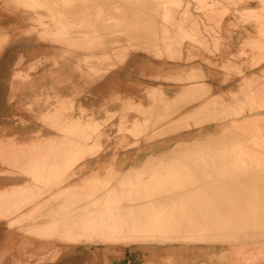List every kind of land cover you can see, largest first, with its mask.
Segmentation results:
<instances>
[{
    "label": "bare ground",
    "instance_id": "bare-ground-1",
    "mask_svg": "<svg viewBox=\"0 0 264 264\" xmlns=\"http://www.w3.org/2000/svg\"><path fill=\"white\" fill-rule=\"evenodd\" d=\"M115 1L118 0H0V239L6 246L17 243L24 246V249L42 241L45 246H58L54 250L58 253L57 250L67 247L72 238L82 246L96 244V251L100 254L106 251V247L98 245L131 246L133 249L152 251L188 243L196 245L208 240L204 247L209 251H216V242L230 244V248L224 249L219 256L227 260L223 264H229V261L230 264H235L236 253L239 255V251L246 252L256 244L255 240L243 238L264 234V168L252 167L249 170L242 168L243 166L221 165L227 161L263 164L264 160L258 163L256 159L241 161V158H209L210 156H203L232 154L220 151L219 148L194 147L188 150L178 146L173 147L176 150L171 155L143 156V167L136 170L131 161L121 166V162L128 156L125 153L130 148L119 153L117 158L113 151L112 155L103 151L98 156L97 151L103 143L101 144L100 122L96 118L98 114H95L97 111L93 102L99 99L97 68L100 66L97 64L101 62L100 55L106 53L105 58L116 68L111 58L115 56L114 51L117 49L114 50L107 43L109 39L105 38L113 35L116 30L112 29L117 26L124 27L131 37L135 36V30H145L143 22L147 19L132 7L139 5L142 8L143 5L154 3L151 0H120L122 3L116 7L113 6ZM260 2L264 10V0ZM14 5H29L27 10L30 12L26 13L28 17L22 19L21 14L15 12L17 8ZM144 8L147 9V6ZM11 9L13 12L9 13ZM14 16L19 21L41 18L49 21L36 23L38 27L32 25L26 28L27 25L13 23ZM263 18L264 15L261 17L262 23H259L264 49ZM145 31L136 34L140 38L135 37V40L142 41L133 43L132 48L138 46L144 51L151 50L160 54L161 51L168 52L172 49L171 45L177 48L180 44H167L165 38L159 36L162 31H147L149 34ZM116 37H112V41ZM117 39L116 46L119 44ZM126 40V43H130L128 40L133 39ZM125 50L126 47L122 52ZM127 52H119L123 60L126 59ZM80 58L85 63L88 59L95 61L88 62L91 65L78 63L75 68L73 64L79 62ZM86 66H89L91 73L87 72ZM110 71L112 70L108 72ZM258 81L259 79L257 83ZM88 87H92V92L84 95L85 88L88 90ZM89 94L93 95L91 105L88 103ZM110 99L116 101L117 97ZM255 99H258L257 105L252 102ZM120 102L119 114L124 115L126 111H122L123 109L133 107L139 116H143V121L130 129L131 133L137 135V132L142 133L148 129L155 133L154 129L159 126L160 119L162 122V118L153 121L150 115L154 111L136 106L138 103L134 104L130 98ZM159 105L164 106L161 101ZM246 106V111L262 110L264 113V83L261 93L253 91L246 97ZM209 108L210 104L207 105V111ZM260 111L250 114L259 116L258 122L263 127L252 121L251 124L239 127V132L255 135L259 129L264 131V115ZM247 112L238 119L227 120L228 124L244 119L246 121L249 115ZM157 115H153V118ZM229 115L232 116L233 113H228ZM214 117L217 118L215 115ZM241 117L244 118L239 120ZM225 124H220L217 128L223 131L228 127ZM124 130L123 127L119 128L121 132ZM162 132L165 136L166 132ZM255 136L264 139V134ZM239 137L244 138L237 136L234 139ZM227 146L243 147L235 141H230L223 148ZM246 147L249 150L254 148L250 145ZM242 151L246 155L247 150ZM197 155H202L203 158H193ZM102 171H105L104 176ZM183 171H195L197 174H178ZM256 204L263 207L259 206L258 210ZM48 261L51 262V258ZM198 264L206 263L201 261Z\"/></svg>",
    "mask_w": 264,
    "mask_h": 264
},
{
    "label": "rangeland",
    "instance_id": "rangeland-1",
    "mask_svg": "<svg viewBox=\"0 0 264 264\" xmlns=\"http://www.w3.org/2000/svg\"><path fill=\"white\" fill-rule=\"evenodd\" d=\"M119 1L120 0L115 1L116 3L113 6L117 7L118 5H120L119 3H122V2H119ZM141 1H143V0H141ZM153 1H154V3L152 4L153 6L151 4L146 5L147 9L144 8L146 6H144V5H143L144 7L141 6L143 9H146V10H143L142 8H140L139 5L136 6L134 4V6H136V7L131 6L132 8L135 9V11L139 10L136 13H138V14L140 13V15H142L143 17H145L147 19L144 21L145 23L143 22V25H146V28L143 26L146 31L142 30L143 28L141 30L139 29V31L135 30L136 34H138V33L142 34L141 31L142 32L145 31L146 33H148L147 31H149V33L150 32L152 33V30L153 31L157 30V32L162 31L163 34L159 33V36L162 35L161 37H163V39L165 38V41L167 44L175 43V42H181V54L183 55V52H186L190 55L191 58H193L194 52L196 55V53L198 52V49L204 50L205 53H207V54H211V55L217 54L219 56V58H221V60L225 61V64H222L221 68L227 74L226 75L227 79H230L233 76V74H236V73L239 74V79H241V80H240V84L238 86L237 91H239L240 87L243 86V84L246 82L245 80H252L253 79L249 74L253 71L252 66H255V64L257 63V61H259V59L261 57L258 45L260 42L259 36H260V31H261L260 24L262 23L261 17L264 15V10L262 8V5H260L261 4L260 0H151V2H153ZM155 1L157 2V4H155ZM117 2H118V4H117ZM125 3H127V2H125ZM27 6H29V5H26V6L14 5V7L17 8L15 10V12L20 13L22 16V19H26V17H28L26 15V13L30 12L29 10H27V8H28ZM149 6H150V8H148ZM12 12H13L12 9L9 10V13H12ZM30 15H31V13H30ZM42 15H45V14L42 13ZM52 15H54V14H52ZM149 15H150V17H149ZM151 17H152V19H151ZM32 18H34V17H32ZM219 20H221V21H219ZM47 21H49V20L46 18H41L40 20H24V21H19L18 17H15V16L13 18V23L21 24V25L22 24L27 25V26H25L26 28H29L32 25L35 27H38L36 25V23H42V22H47ZM259 21L261 23H259ZM56 24H58V23H56ZM122 24H124V23H122ZM26 28H24V29H26ZM124 29L125 28L122 26L120 28H118V26H117L115 29H112V31L116 30L117 33L115 31L114 34L116 36L118 35L117 37H120L117 39V37L115 36L116 39L119 40V41H116L117 44L119 42V44L117 46L115 44L116 39L113 41L111 39L112 37H113V39L115 38L113 36L114 34L108 36L109 38L106 35L107 38H105V39L106 40L109 39L108 41H110V40L112 41V42L107 41V43L108 44L110 43L112 45V47L114 48V50L117 49L116 51L113 50L115 53L114 54L115 56L111 58V62L115 63L114 65L116 68H114L113 66H111L109 64L108 60L105 58L106 53H104V54L101 53L104 57L102 55H100L101 56V62L99 64H97L100 66V67L98 66L99 68H97V71L99 72V78L100 77L102 78L103 75H106L109 70H113V69L117 70V69H120L122 67L124 60L122 59L123 57L120 55L119 52H121V54H123V53H126V51H128L127 52L128 54L126 55V57L128 58L130 53H133V55H134V54H137V52L139 50H141L142 52H139L138 53L139 55L145 56V57H147L148 55L155 57V58L151 59L152 61L156 60V61H154L155 63L160 62L157 58H163V57L166 58V59H164L165 63L167 61L168 62H175V63H179V62L181 63L182 62V60H181L182 55L181 54L178 55V52L175 49L176 47L174 48V46L172 49H169L170 54L168 53V55H170V56H167L166 54H162L160 56L156 53H153V51H151V50H147V51L145 50L144 51V49H141L138 46H135L134 48H132L134 46V44L142 41V39L140 41H138V40L136 41L135 40V37H136L135 32L133 31V35L135 34V36L131 37V35H127V33ZM118 30H119V33H118ZM152 36L153 35H150L151 38H153ZM234 36L236 38H239V37L243 38V39L239 40V41H241L240 50L235 52V53L229 52V54L227 56H225L224 50L222 51V49H220L221 48L220 42L223 40L227 41L228 46H230L231 42H232V37H234ZM49 37L53 38L50 34H49ZM128 38L133 39V40H130V41L128 40V42H130V43H126V41H127L126 39H128ZM136 38L139 39L140 37H136ZM120 41H122V42L120 43ZM112 43H114V44H112ZM128 44H130L129 45L130 48L127 46ZM184 44H187L188 46L185 47ZM120 46H122V47H120ZM125 47H126L125 52H122L123 48L125 49ZM118 48H120V49L118 50ZM116 52H118V54ZM190 52H192V53L190 54ZM83 55H84V53H83ZM197 58H198V54L189 63H191L194 59H197ZM80 59L82 61L79 60V62H76V64H73V66L75 68L77 67L78 63L80 65H81V63H82V65L83 64L84 65H86V64L91 65L90 63H94V61H95V60H89L88 59L85 63V62H83L82 58H80ZM177 61H179V62H177ZM88 62H90V63L88 64ZM108 64L110 66H108ZM237 64L242 65V70H240L236 66ZM185 65H187V63ZM108 67H111V69ZM162 67L164 68V65H162ZM162 67L159 66V68H158V67H156L155 64L152 65L150 60H145V59L144 60H139V59L137 60V70H140V71L145 70V69H147L148 72H157V71L160 72L161 71L160 73H162V71H163L162 74L165 75L166 74L165 71L167 69H165V68L162 69ZM86 68H87L86 69L87 72H89L90 71L89 66H86ZM183 71H184L183 68H180V69L178 68V72L176 73L177 77L179 75L182 76V75H186V74H190V73H191L190 75H193L195 77L203 76L202 74H200L198 76L195 75L192 70L190 72H187V73L185 72V74H183ZM244 71L246 72V74L242 73ZM89 73H91V72H89ZM138 74H139V72L136 73L134 71L131 75H132V77H135ZM242 74L245 76H243ZM262 74L258 75L257 79L263 78V80H264V75H262ZM164 77L165 76H163V78ZM197 79H199V78H197ZM163 81H164V79H163ZM252 87L254 88V85ZM109 88L111 90V87H109ZM91 89H92V87H88V90H86V88H85V92H84L85 94L84 95L88 94L89 91H91ZM86 91H88V92L86 93ZM111 95H117L118 96V94H116L112 90H111ZM230 95L231 94H229V97H230ZM92 96H91V94H89V96H88L89 105H91L93 102V99H91ZM230 100L231 99H229L228 102H230ZM106 101H103L99 97L98 101L93 102V104L95 103V105H96L95 111H97V112L95 114L96 115L98 114L96 116V118H99V122H100V130H101L100 134H102L101 135V144L102 143L104 144V145L102 144L101 149L97 151L98 156H101V154L104 153L105 151L108 153H111V155H112V151H113V153L115 154V157L117 158L118 157L117 155L119 153H122L123 151H125V149L131 148V147H133V148L134 147L147 148V147H164L165 146V147H170V148H173V147L178 148V146H179V148H186L188 150L194 149V147H200L202 149H204V148H207V149L219 148V149H221L220 151H225L228 154H230V153L232 154V155H225V156H222V155L219 156V155H214V154L203 156V157H209L210 156L209 158H212V157L213 158H222V159L223 158L224 159H226V158H228V159H231V158L232 159L233 158L234 159H236V158L240 159L241 158L240 159L241 161H249L252 159L253 160L256 159V161H258V163L260 160H264V139L255 138L256 137L255 135H263L264 131L259 129L256 132L257 134H255V135L254 134L247 135L248 133L245 134V132H239L240 131L239 127L245 126V124H247V123L251 124L252 121H254L255 124H258L259 127H263V125L261 123H259L260 117L257 115L252 116L250 114L251 112L260 111V110H255V111L247 110L248 112L246 111V109H247L246 97H244L243 99L234 98V102L232 105L220 103L219 101L210 102L211 107L213 106L212 109L217 107L216 109H214L213 113L218 112V115H215L217 118L214 117L212 119V121H214V122L224 121L220 124H225L227 122V120L229 121V119H232V118L238 119L241 114L247 112L249 115H248V117L246 116L247 117L246 121L244 119L245 122L242 120L244 117H241L239 120H242V121L232 122L231 124H228V122H227L225 125H228V127L225 128L223 131H220L218 128V131L216 134H208L206 136L199 137V138L197 137V138L187 140V141H182V140L172 141V140H170L172 142L168 141L169 143H165L166 141H164V140L156 141L153 143V140L158 139L159 137L161 138L163 136L162 129L160 130L157 128L155 130V133L153 130H150V129H148V131L143 130L142 133L137 132V135H136V133L135 134L131 133L130 129H132L133 125L136 123L140 124L142 122L140 120L138 121L139 115H138L136 109H134L133 107L128 108V109H126V108L123 109L122 111H126V114L128 112H130V115L127 114V117H126L125 116L126 114H124V115L119 114L120 104H121L120 100L116 99V101L115 100L113 101L110 99V100H106ZM256 101H258V99L252 100L253 104L257 105ZM98 102L101 104V106L103 104V106L101 107L100 104H98ZM108 102H110V103H108ZM224 102H226V101H224ZM116 103H117V105H116ZM108 104L110 106H108ZM260 112L264 115L262 110ZM228 113L229 114L233 113V115L228 116ZM136 117H137V119H136ZM121 119H124V120H121ZM127 120H129V121L127 122ZM232 120H230V121H232ZM131 121H132V123H131ZM142 125H140V126L143 127ZM120 127L125 128V130L122 132L119 131ZM125 134H127V135H125ZM129 134H130V136H129ZM167 134H168V132L166 131V135ZM141 136H142V139L140 140ZM237 136H241L244 138L239 137L240 139L239 138L234 139V137H237ZM245 136H248V137H245ZM251 136H254V137H251ZM146 139H147V142H146ZM107 140H108V142H107ZM230 141H235L236 143H240V144H242L243 147H237V148L230 147V148H228V146H227V147L223 148L226 144L228 145V143ZM140 142L141 143L143 142V143L141 144ZM176 144H178V145H176ZM118 145H119L120 149H118ZM249 145L254 147L253 149H250L253 151H250L246 147ZM243 149L247 150V151H245L246 155H243V153H244L242 151ZM239 151H241V152H239ZM251 152H252V154H251ZM113 157H114V155H113ZM174 157L182 158L185 156H174ZM186 157H188V156H186ZM203 157H202V155H197V156H194L193 158H203ZM110 158H109V161L111 160ZM139 158H141V157L140 156L139 157L127 156V157H125V160L123 162H121L122 163L121 166L124 164H127L130 161L132 163L139 164V163L143 162V159H145V157H142V160L135 161V159H139ZM251 165L252 164H249V163L242 164L240 162L232 163V162L227 161L226 163L222 164L221 166H225V167L243 166L242 168H247L249 170L252 167L253 168H255V167L256 168L257 167L262 168L263 167L264 168V163L263 164L262 163L261 164H253L252 166ZM102 172H103L102 174L104 176L105 171H102ZM249 172L252 174L251 171H249ZM176 173H178V172H176ZM189 173H190V175L197 174V172H195V171H193V172H184L183 171V172H179L178 174L186 175ZM259 206L261 208L263 207V205H257L256 204V209ZM259 208H258V210H260ZM224 215H226V214H224ZM258 227H256V228H258ZM243 237H245V236H243ZM239 239H242V238L240 237ZM243 239L255 240L254 243H256L257 246L255 247L256 244H253L251 246L252 248L250 247V249L247 250L246 252L245 251H239V255H238V253H236V257H235L236 260H234V261L235 262L237 261L238 262V263L236 262L237 264H245V263L246 264H264V234H260V235L254 236V237L247 236ZM69 240L70 241H69V244L67 245V247H63V249L57 250L58 251V253H57L54 250L59 248L58 246L56 248H55V245H51L52 246L51 247L50 245L47 244L45 246L42 243V241H38V242L34 243L33 246L29 245V247H26L27 249H29V250H27L26 248L24 249V246H20L17 243L6 246L4 241H2L0 239V264H3V263L4 264H23V263L24 264L25 263L26 264H57V263L58 264H89V263L90 264H150V263H152V264H181V263H185V261L187 262L188 260L194 259L195 256H198V255H201V258L203 257L204 254H206V256H207V253H205V251H203V250H207V248H205L204 246H207V242H208V240H206V242L204 241V242L196 244L197 247H199V249L201 251H198V250H195V251H193V250L184 251L183 250L182 251L181 250V251L174 252V251H166V250H162L160 248H156L152 251H141V252L116 251V252H106L103 254H98V252L96 251V247H97L96 244H94V245L90 244L89 246H86V244H83V246H82V245L77 244L78 243L77 240H73L72 238ZM90 240H93V238H90ZM259 243H263V244H259ZM37 244H38V246H37ZM144 244H146V243H144ZM228 245H230V244L222 243V242H216L215 243L216 251H214L215 256H214L211 264H223L225 261H227V260H224L223 258H221L219 255L221 254L220 252H222L224 249L230 248V246H228ZM98 246L102 247V245H98ZM1 249L5 250V251L3 252V250L1 251ZM44 249L48 250V251L45 252ZM51 250H53V251H51ZM59 251H61V252H59ZM23 252L24 253L26 252L25 253L26 255ZM36 252H38L40 254H38ZM249 252H251V253H249ZM56 253H57V255H56ZM81 253H83V254H81ZM45 254H47V255H45ZM28 255H30V257ZM87 255H89V256H87ZM240 255H242L241 258H240ZM41 256H43L42 258H45V260L42 259ZM56 257H58V258H56ZM253 257H254V259H253ZM50 258H51V262L48 261ZM221 259H223V260H221ZM229 259H228V261H229ZM37 260H40V261H37ZM246 261H248V262H246ZM230 263H231V261H229V264Z\"/></svg>",
    "mask_w": 264,
    "mask_h": 264
},
{
    "label": "crops",
    "instance_id": "crops-1",
    "mask_svg": "<svg viewBox=\"0 0 264 264\" xmlns=\"http://www.w3.org/2000/svg\"><path fill=\"white\" fill-rule=\"evenodd\" d=\"M260 29H261V25H260ZM241 39L243 38L241 37L236 38L235 36L232 37V42L230 46H228L227 41H224V40L221 41L220 49H222V51L224 50V55L227 56L229 52L235 53L239 51L240 43H241V41L239 40ZM259 40L260 42H259L258 48H260L259 50H260L261 57L259 61H257V63L255 64V66L254 67L252 66L253 71L249 74L253 78L252 83H251V80H245L246 82L243 84V86L240 87L239 91H237L238 86L240 84V80H241L239 79V74L237 73L233 74V76L230 79H227V76H226L227 74L221 68V65L225 64V61L221 60V58H219L217 54H214V55L207 54L205 53L204 50L198 49V52L196 53V55L198 54V58L194 59L191 63H189L196 56L195 52L193 53V58H191L190 55L186 52H183V55H182L181 54V42H180V44L176 48L178 55L180 54L182 55L181 56L182 62L180 63L179 61H177L180 64L175 63V62H168V61L165 63L164 59L166 58L164 57L158 58L160 62L155 63L154 61L156 60L154 59H153L154 61L151 60L152 58H155V57H152L149 55L147 57L139 55L138 53L142 52L141 50H139L138 53L134 55L133 53H130L132 55L130 56L129 54V57L128 58L126 57L120 69L112 70L108 72L106 75H103L102 78L100 77L97 79L98 96L103 101L109 100V98H112V97H117V99L120 101L122 99L125 100V99L130 98V100H132L134 104L138 103L136 106L138 107L143 106L142 108L144 109L150 108L152 111H154V113L153 112L151 113L150 118L152 120L153 119L158 120L162 118L164 121L162 120L161 122V119H160L159 121L160 124L157 128H159L160 130L162 129V131L164 132L167 131L168 134L161 138L153 140V143L156 141H160V140L166 141L165 143H169L168 141L170 140L187 141V140H191L197 137L198 138L203 137L208 134H216L218 130L217 128L218 125H220V123L224 121L214 122L210 120L213 118L214 115H218V112L213 113L214 109H216L217 107L212 109L213 108L212 106L207 111V105L209 106L211 101L215 100V101H219L220 103L232 105L234 102V98L243 99L244 97H247L250 93H253V91H255L256 93H259V92L261 93L262 84L264 83V80L263 78H261L259 79L257 83L258 79H256V77L262 74L264 71L263 69L264 68V49H263V43L261 40V36H259ZM173 46L171 45L170 47H173ZM184 46L187 47L188 45L184 44ZM163 52L165 51H161V53L160 54L158 53V55L161 56L162 54H166L167 56H170L168 55V53L170 54V50L169 52H165V53ZM191 53L192 52H190V54ZM138 59L139 60H144V59L150 60L152 65L155 64L156 67L158 68L159 66L162 67V65H164V68L167 69L165 71L166 74L163 75L162 74L163 71L162 73H160L161 71L160 72L159 71L148 72L147 69L141 70V71L137 70V60ZM186 63L187 65H185ZM236 66L240 70H242V65L237 64ZM164 68L162 67V69ZM178 68L184 69L183 74H185V72L187 73L192 70L195 75L198 76L202 74L203 76L195 77L193 75H190L191 74L190 73V74H186L182 76L179 75L177 77L176 73L178 72ZM134 71L136 73L139 72V74L135 77H132L131 74ZM242 73L246 74L245 71ZM163 76L165 77L163 78ZM253 85H254V88L252 87ZM109 87H111V90L115 92L116 94H118V96L111 95V90ZM155 92H156V95H155ZM160 92L163 94H161ZM198 94L199 95L201 94V96H199ZM229 94H231L230 97H229ZM236 94L237 95L240 94L239 95L240 97L239 96L237 97ZM156 99H158V101ZM229 99H231L230 102H228ZM162 100L163 102L165 100L164 104ZM223 100L226 102H224ZM160 101H161V104L164 106L161 107L159 105ZM154 103L155 105L157 104L156 107L155 105H153ZM160 110H163V111L161 112ZM155 112L157 113L155 114ZM164 112L165 114L163 115ZM153 115H157V116H154L153 118ZM165 115H167L168 117H165ZM138 120L143 121V116H138ZM157 128H155L154 130H156ZM174 150L176 149L165 147V146L164 147H147V148H130L125 154L128 156L136 155V157H139V156L140 157H143V156H149V157L150 156H154V157L160 156L161 157L165 155H171L172 154L171 152H173ZM139 160H142V158L135 159V161H139ZM132 166L137 170L138 168L143 167V163H139V164L132 163ZM105 247H106V251L104 253L110 252V251L111 252H116V251L125 252V251H130V250L133 252L151 251V250H146L143 248L133 249L131 246L130 247L128 246L120 247L117 245H111V246L103 245L102 246V248H105ZM178 250L179 251L181 250L182 251L183 250L184 251L186 250L201 251L199 247H197V245L189 244V243L183 246L182 245L171 246L168 249H166V251H174V252H177ZM203 251L207 253V256L206 254H204L203 257L201 258V255H198V256H195L196 260L195 259L188 260L187 262L185 261V263H181V264H198L201 261H204L206 264H211L215 256V252L209 251L208 249L203 250Z\"/></svg>",
    "mask_w": 264,
    "mask_h": 264
}]
</instances>
